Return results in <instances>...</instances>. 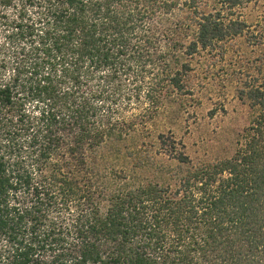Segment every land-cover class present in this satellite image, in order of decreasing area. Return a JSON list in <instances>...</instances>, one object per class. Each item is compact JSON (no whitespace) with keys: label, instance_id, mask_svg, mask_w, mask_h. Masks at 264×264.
Listing matches in <instances>:
<instances>
[{"label":"trees","instance_id":"1","mask_svg":"<svg viewBox=\"0 0 264 264\" xmlns=\"http://www.w3.org/2000/svg\"><path fill=\"white\" fill-rule=\"evenodd\" d=\"M245 32L263 71L264 0H0V264H264V79L236 77L255 115L229 157L182 152L165 184L93 161Z\"/></svg>","mask_w":264,"mask_h":264},{"label":"rangeland","instance_id":"2","mask_svg":"<svg viewBox=\"0 0 264 264\" xmlns=\"http://www.w3.org/2000/svg\"><path fill=\"white\" fill-rule=\"evenodd\" d=\"M262 11L263 1H254L237 8L235 17L254 28ZM244 34L218 46L212 55L205 52L197 56L193 94L174 95L158 110L148 109L145 104L127 110L126 117L136 119L135 128L93 158L97 169L105 173L108 168L114 177L116 173L129 174L137 181L165 184L184 171L186 165L179 159L182 152L195 162L233 155L239 135L255 115L250 104L240 98L236 77L243 74L246 79H264V70L252 68L257 50Z\"/></svg>","mask_w":264,"mask_h":264}]
</instances>
